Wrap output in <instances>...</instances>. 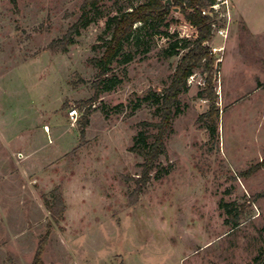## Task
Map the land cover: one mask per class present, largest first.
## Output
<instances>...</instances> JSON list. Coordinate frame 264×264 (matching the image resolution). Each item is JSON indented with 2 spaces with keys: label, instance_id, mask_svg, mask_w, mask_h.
<instances>
[{
  "label": "rangeland",
  "instance_id": "obj_1",
  "mask_svg": "<svg viewBox=\"0 0 264 264\" xmlns=\"http://www.w3.org/2000/svg\"><path fill=\"white\" fill-rule=\"evenodd\" d=\"M83 1L0 0V264H32L46 233L43 264H253L263 246L264 168L246 171L264 161V0H217L206 44L216 57L215 136L199 121L209 104L196 69L172 111L167 157L137 194L143 160L129 148L142 146V122L159 121L154 100L183 52L164 57L169 39L137 34L95 97L106 21L131 4L102 1L67 52L52 53ZM171 19L170 34L196 38L179 12ZM57 188L56 222L45 202L55 203ZM226 205L239 211L236 228Z\"/></svg>",
  "mask_w": 264,
  "mask_h": 264
},
{
  "label": "trees",
  "instance_id": "obj_2",
  "mask_svg": "<svg viewBox=\"0 0 264 264\" xmlns=\"http://www.w3.org/2000/svg\"><path fill=\"white\" fill-rule=\"evenodd\" d=\"M13 7L17 6V0H9ZM104 0H84L80 10L82 15L76 23L68 30L64 37L51 41L48 49L52 53L61 51L67 52L68 46L73 44V35L78 34L79 29L88 25L91 21L90 13L99 14V4ZM131 6L119 15L111 16L106 21L105 32L107 39L102 40L101 47L104 48L103 54L99 58L93 59V63L98 67L97 80L94 82L96 95L99 93L100 86L104 77L109 71L110 63L122 51L134 36L142 32L147 36L163 35L169 39L168 48L162 51L164 57H173L183 52L174 71L171 84L163 90L161 97L156 98L155 104L158 106L159 121L156 123L142 122L140 125L143 130L137 135L138 141L142 146L133 145L129 151L136 153L142 158L139 164L142 170V176L137 180L136 194L141 186L150 181L152 171L157 167L160 157H167L165 140L170 131L172 111L178 105V97L183 89L186 88L187 80L192 76L196 69H200L205 75V99L209 104L206 113L199 117V121L207 120L210 124V133L212 137L216 132V120L219 117L217 108V95L214 88V78L217 71L214 69L216 61L215 55L206 46L212 35L213 25L211 14L213 6L218 4L217 0H170L171 5L165 4L166 0H126ZM134 3H139L134 6ZM177 8L185 22L196 30V38L192 41L179 39L177 34H170L166 29L175 20H167L170 12ZM136 25H139L135 27ZM165 29V30H164ZM138 41V40H137ZM129 61V58L126 59ZM87 114V113H86ZM80 128V137H84V128L88 124L86 117ZM146 128H154L153 134H146ZM151 139L150 143L147 140ZM264 168V161L250 167L246 175H252ZM136 194L130 197V200L136 202ZM55 203L45 202L46 208L56 222L62 219L64 210L63 198L59 188L54 191ZM225 206L226 213L230 216L231 226H239V211L236 208ZM263 246L253 259V264H264V227L261 231ZM48 234L43 235L38 243L32 264H43L42 255L47 244Z\"/></svg>",
  "mask_w": 264,
  "mask_h": 264
},
{
  "label": "built area",
  "instance_id": "obj_3",
  "mask_svg": "<svg viewBox=\"0 0 264 264\" xmlns=\"http://www.w3.org/2000/svg\"><path fill=\"white\" fill-rule=\"evenodd\" d=\"M215 6H213V9L215 8ZM213 27H214V25H213ZM217 33L219 36L225 37V31L224 30H222V29L218 30ZM68 114H69L70 120L74 123L76 120V112L74 110H71Z\"/></svg>",
  "mask_w": 264,
  "mask_h": 264
},
{
  "label": "water",
  "instance_id": "obj_4",
  "mask_svg": "<svg viewBox=\"0 0 264 264\" xmlns=\"http://www.w3.org/2000/svg\"><path fill=\"white\" fill-rule=\"evenodd\" d=\"M165 4H169V5H171V1H170V0H166ZM173 10H174L175 12H178V9H177V8H174Z\"/></svg>",
  "mask_w": 264,
  "mask_h": 264
}]
</instances>
